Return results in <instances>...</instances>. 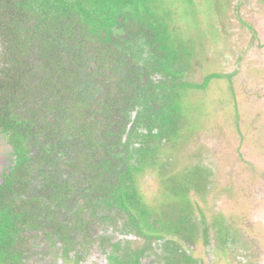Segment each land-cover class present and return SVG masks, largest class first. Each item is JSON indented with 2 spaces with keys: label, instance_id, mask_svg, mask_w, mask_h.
<instances>
[{
  "label": "rangeland",
  "instance_id": "374dc122",
  "mask_svg": "<svg viewBox=\"0 0 264 264\" xmlns=\"http://www.w3.org/2000/svg\"><path fill=\"white\" fill-rule=\"evenodd\" d=\"M27 8L66 26L87 64L97 60L104 100L128 105L127 131L139 124L135 151L127 137L125 160L111 156L114 214L137 235L167 237L184 264H264V0H28ZM99 136L87 139L100 146ZM11 161L0 133V182ZM97 219L82 233L92 252L80 264H98L107 249L95 239ZM126 231L119 237L134 239ZM160 248L147 250L156 263Z\"/></svg>",
  "mask_w": 264,
  "mask_h": 264
},
{
  "label": "trees",
  "instance_id": "16d2710c",
  "mask_svg": "<svg viewBox=\"0 0 264 264\" xmlns=\"http://www.w3.org/2000/svg\"><path fill=\"white\" fill-rule=\"evenodd\" d=\"M27 5L0 0V132L12 156L0 182V264H24L41 220L59 221L67 240L84 245L88 221L114 208L106 196L115 157L137 132L127 131L126 103L104 100L97 60L89 66L60 20L52 24ZM95 130L100 146L87 139Z\"/></svg>",
  "mask_w": 264,
  "mask_h": 264
},
{
  "label": "flooded vegetation",
  "instance_id": "af4514ba",
  "mask_svg": "<svg viewBox=\"0 0 264 264\" xmlns=\"http://www.w3.org/2000/svg\"><path fill=\"white\" fill-rule=\"evenodd\" d=\"M143 122L144 123L147 122L145 118H141L140 123ZM137 123L138 122L135 123V127L138 133L140 131L138 129L139 124L137 125ZM137 135H133L134 137L132 138L131 146H130L131 151H135L136 149L135 141L138 140ZM149 135H150L149 133H144L141 135V137H143V139H146L145 137ZM123 143L124 144L126 143V136L124 137ZM128 145H130V143H128ZM123 158L125 160V156H123ZM109 209L110 210H107L105 213H102L101 215L100 214L97 215L100 218L97 219L96 217V219L98 220L96 224L98 226L102 225L103 231H100V235L97 236L95 239H97V242H100L101 245L102 244L104 245L105 243L107 244V249L105 251H102L103 253L99 257V263H103V262L105 264H112V263L113 264L116 263L117 264H159V263L184 264L185 263L183 261H180L182 256L186 257L184 253H182V255L179 254L177 256V254H175V256H173V254L167 251V237H164L161 240V238L137 235L134 228L128 225L124 217H122L119 214L115 215L112 208ZM65 214L66 213H64V216ZM69 216L70 213H67V217ZM39 225L40 226L36 230L38 233V237L35 238L34 241L35 243L34 244L32 243L33 253L32 254L26 253L24 255V264H61V263L80 264V261L86 257L85 255L87 253L92 252L91 249L92 244L90 243L91 242L90 239H88L86 243H84V245L82 246L77 245L76 240L74 239L67 240V238L69 239V237L63 236L61 234V231L58 226L59 221L51 220L49 222L47 221L46 224H44V221L41 220ZM126 228L127 231L128 230L133 231L132 234H135L134 239L130 240L128 236L119 237L118 233L122 231H126ZM97 230H100V228L97 227ZM71 237L74 238V236ZM132 241H134L135 244ZM156 241H159L160 243L157 244ZM151 245L153 246L158 245L159 247H161L159 255L162 257V259L161 261L159 260L158 263H156L155 260L151 259L149 255L150 253L147 251ZM226 250L229 258L230 251L228 250V247ZM130 256H133L134 260L133 259L132 260L130 259V261L127 260V257ZM114 257H116V259ZM219 260L220 262L223 261L220 258ZM216 261L217 259L214 258V261L212 263L216 264ZM229 264H234V262L231 263L229 259Z\"/></svg>",
  "mask_w": 264,
  "mask_h": 264
}]
</instances>
